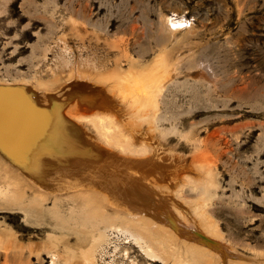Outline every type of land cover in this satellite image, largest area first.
Masks as SVG:
<instances>
[{"label":"rangeland","instance_id":"1","mask_svg":"<svg viewBox=\"0 0 264 264\" xmlns=\"http://www.w3.org/2000/svg\"><path fill=\"white\" fill-rule=\"evenodd\" d=\"M159 60L170 70L156 109L165 115L158 128L162 135L151 130L146 136L151 122L135 117L134 109L118 116L113 112L116 120L134 134L132 139L139 140L140 129L142 142L155 145L152 139L157 140L169 153H178L185 168L196 165V180L210 169V192L205 195L187 183L183 200L205 205L231 252L247 264H264V0H0V82L27 80L35 88L33 96L38 90H59L76 74L127 70L130 61L151 68ZM18 91L0 93L3 109L13 111L18 103L23 111L11 124L0 115V125L7 128L0 127V134L15 127L19 132L4 138L24 142L25 129H33L28 135L43 139L36 128L50 118L36 114V121L25 120L28 112ZM69 101L59 99L64 111ZM86 122L81 126L89 122L85 129L96 137L95 127ZM1 155L9 160L7 153ZM51 155L53 161H39L37 171L63 175L67 169H83L76 159L84 152L68 159L67 166L57 153ZM5 185L0 175V190ZM25 189L24 203L0 195V264H79L86 257L88 264H171L149 255L135 235L120 231L123 227L101 222L92 229L96 222L83 217L85 210L74 205L78 200L64 195L57 208L51 192L42 201L33 197V189ZM186 211L196 215L191 207ZM192 222L187 221L193 227Z\"/></svg>","mask_w":264,"mask_h":264},{"label":"bare ground","instance_id":"2","mask_svg":"<svg viewBox=\"0 0 264 264\" xmlns=\"http://www.w3.org/2000/svg\"><path fill=\"white\" fill-rule=\"evenodd\" d=\"M127 58L129 59L128 55ZM127 58L125 57V60ZM118 63L116 64L119 65ZM130 63L127 70L113 68L111 71L103 70L95 74L91 72L86 75L76 74L57 91L49 89L50 91L46 90L48 92L40 93V90L38 92L36 89V96H33L35 88L30 87L27 80L25 82L29 85L23 83V80L19 84L0 82L1 94L9 95L19 90L17 95L25 100L23 108L28 112L24 117L25 120L36 121L38 119L36 114L50 118L46 126L36 128L37 132L42 129L43 139L38 136H29L28 133L33 129H25L24 142L4 138L9 134L18 133V128L10 127L8 133L0 134V175L7 184L0 190L1 197L7 196L10 200L21 202L27 197L25 189L27 186L35 192L33 197L42 198V201L43 198L47 199L46 196L51 192L56 197H52L54 199V204H52L58 208L60 207L57 203L58 199L64 195L69 196L73 200H78L77 203H73L74 205L78 204L85 210L83 217L88 216V218H93V223L96 222V225L89 224L92 225L90 226L92 229L99 228L98 224L101 222L109 227H123L124 231H120L135 235L149 255L161 257L165 261L170 260L171 264H247L248 262H244L238 252H231L226 242L225 244L222 242L224 240H221L218 223L213 221L205 205L197 200L198 203L193 202V205L191 201V206L189 202H186L189 201L188 199L183 200V195L186 194L183 192L184 185L187 183H192L189 185L193 189L205 195L214 186L213 178L209 177L211 176L208 172L210 169L205 170L207 176H204V179L196 180L194 177L195 171L198 172L196 165L191 164L192 167L185 168L178 153H169L167 146L165 148L157 140H153V136L151 139L155 145L152 141L151 144L147 143L148 141L142 142L144 140L140 129L137 130L139 134L135 135L139 140L132 139L134 134L130 135L131 131L129 130L130 133H128L126 126L118 123L119 119L116 120L117 112L121 115L134 109L133 111L136 110L139 114L135 117L149 119L151 122L149 127L143 131L147 134L146 136L151 130L155 132V135L163 130H158V128L160 119H165V115L161 114L163 118L156 114V109L160 101V90L164 88L170 70H167L161 60L153 62L154 65L151 68H139L138 65H134L133 61ZM172 71H174L173 67ZM172 76L174 78V75ZM169 82L170 80L168 85ZM43 83L38 84L45 86L46 83L44 85ZM61 97H65L66 101L70 100L65 111L59 103ZM6 98L10 99L12 96H6ZM165 105L168 106V104ZM76 109L93 110L94 112L86 114L84 111H78V113ZM9 111L8 108H2L0 101V115L5 117L4 120L8 124L18 120L17 114L20 115L23 112L22 106L18 103L13 111ZM113 112L116 114L114 115ZM83 121L92 123L95 127L93 129L96 130L94 132L96 137L93 138L85 129L89 122H86L85 127L81 126L80 122ZM0 127L7 129L3 125ZM22 151L30 152L29 156H22L20 154ZM52 152L59 155L58 159L65 166L68 165V159L84 152L85 156L79 155L76 159L83 169L72 171L67 169L63 175L51 170L37 171L39 161L45 163L53 161ZM1 153H7V158L11 162L4 159ZM200 164L201 161L198 164L201 167L204 163ZM207 167L205 166V169ZM22 171L24 176H21ZM201 173L205 174L203 171ZM197 190L194 191L196 194L194 196L198 195ZM36 199L34 201H37ZM40 202L41 200L38 201ZM190 207L196 214L192 216L193 218L186 211ZM79 210L77 211L83 214ZM76 214L78 215L77 212ZM56 217L58 219V216ZM65 218L68 217H64V220ZM188 219H193L195 223L193 227L187 223ZM82 220H80L81 225L84 224ZM59 222L62 224L64 221ZM100 235H106L105 230ZM88 263L89 259L86 257L84 262L79 264Z\"/></svg>","mask_w":264,"mask_h":264},{"label":"snow or ice","instance_id":"3","mask_svg":"<svg viewBox=\"0 0 264 264\" xmlns=\"http://www.w3.org/2000/svg\"><path fill=\"white\" fill-rule=\"evenodd\" d=\"M173 27H179V25H173Z\"/></svg>","mask_w":264,"mask_h":264}]
</instances>
